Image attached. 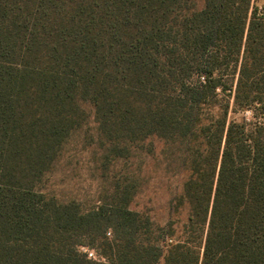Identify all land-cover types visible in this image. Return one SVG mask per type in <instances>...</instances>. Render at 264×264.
<instances>
[{"label": "trees", "instance_id": "trees-1", "mask_svg": "<svg viewBox=\"0 0 264 264\" xmlns=\"http://www.w3.org/2000/svg\"><path fill=\"white\" fill-rule=\"evenodd\" d=\"M88 107L85 207L47 183ZM156 141L187 172L182 223L132 208ZM0 264H264L255 0H0Z\"/></svg>", "mask_w": 264, "mask_h": 264}, {"label": "rangeland", "instance_id": "rangeland-1", "mask_svg": "<svg viewBox=\"0 0 264 264\" xmlns=\"http://www.w3.org/2000/svg\"><path fill=\"white\" fill-rule=\"evenodd\" d=\"M258 7H264V0H255ZM90 119L81 131L76 133L68 145L61 162L50 175L48 187L63 200H77L85 207L96 203L101 182L94 168L93 147L86 145L95 134L96 125L93 121V110L88 107ZM231 119H252L250 112H233V102L230 104ZM90 137V138H89ZM86 145V146H85ZM156 156L148 159L144 183L135 197L132 208L138 211H148L158 222L165 223L172 218L176 222H184L187 218V207H181L176 214L170 213L171 199L181 191L187 172L175 164L169 166L162 156L163 144L155 142ZM86 248H82L85 252ZM99 258V257H98Z\"/></svg>", "mask_w": 264, "mask_h": 264}, {"label": "built area", "instance_id": "built-area-1", "mask_svg": "<svg viewBox=\"0 0 264 264\" xmlns=\"http://www.w3.org/2000/svg\"><path fill=\"white\" fill-rule=\"evenodd\" d=\"M261 11H264V7H259ZM85 252L88 254L89 258L98 259V255L94 250L85 249Z\"/></svg>", "mask_w": 264, "mask_h": 264}]
</instances>
